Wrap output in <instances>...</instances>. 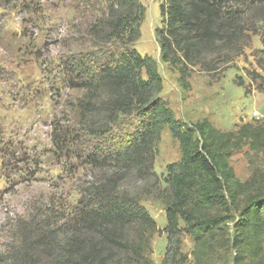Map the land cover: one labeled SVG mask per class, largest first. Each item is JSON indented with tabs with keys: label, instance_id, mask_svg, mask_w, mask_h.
<instances>
[{
	"label": "trees",
	"instance_id": "trees-1",
	"mask_svg": "<svg viewBox=\"0 0 264 264\" xmlns=\"http://www.w3.org/2000/svg\"><path fill=\"white\" fill-rule=\"evenodd\" d=\"M107 9L91 35L122 51L106 53L101 63L88 55V70L76 77L85 92L78 107L88 133V189L79 220L64 223L54 264H154L152 240L159 234L167 241L161 264H264V121L222 132L206 119L190 126L175 120L158 97L155 62L132 48L143 6L112 0ZM159 13L160 58L181 78L194 67L211 72L230 63L264 21L259 0H164ZM131 116L137 130L115 133ZM164 129L177 141L180 159L166 169V189H158L165 206L160 230L140 201L158 188L153 166ZM244 148L248 158H262V169L241 182L230 159ZM138 183L147 189L128 188ZM183 235L193 243L190 254L182 251Z\"/></svg>",
	"mask_w": 264,
	"mask_h": 264
},
{
	"label": "rangeland",
	"instance_id": "rangeland-1",
	"mask_svg": "<svg viewBox=\"0 0 264 264\" xmlns=\"http://www.w3.org/2000/svg\"><path fill=\"white\" fill-rule=\"evenodd\" d=\"M111 1L0 0V264L56 263L64 223L78 221L85 208L88 133L78 107L85 92L76 87V77L88 70V55L101 63L106 53L122 51L98 44L90 32L107 18ZM138 1L144 15L132 48L155 62L162 82L158 97L168 102L175 120L190 126L206 119L222 132L264 121V21L230 63L211 72L194 67L181 78L159 55L156 30L163 27L164 0ZM136 130L131 116L114 132ZM246 153L244 148L230 159L241 182L262 166L261 157ZM179 159L178 143L164 129L153 166L159 185L140 201L160 230L165 206L159 190L167 187V167ZM128 188L147 189L143 183ZM166 245L164 234L154 236V264H161ZM192 248L183 235L182 251L190 254Z\"/></svg>",
	"mask_w": 264,
	"mask_h": 264
}]
</instances>
